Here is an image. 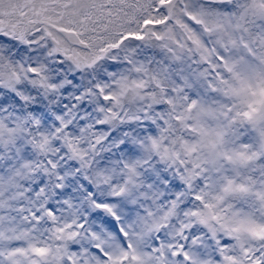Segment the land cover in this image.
Returning a JSON list of instances; mask_svg holds the SVG:
<instances>
[{
  "label": "snow or ice",
  "instance_id": "6c2138e0",
  "mask_svg": "<svg viewBox=\"0 0 264 264\" xmlns=\"http://www.w3.org/2000/svg\"><path fill=\"white\" fill-rule=\"evenodd\" d=\"M0 264H264V0H0Z\"/></svg>",
  "mask_w": 264,
  "mask_h": 264
}]
</instances>
